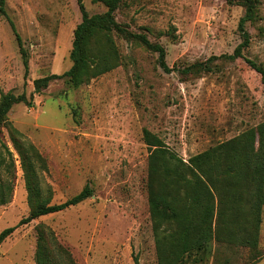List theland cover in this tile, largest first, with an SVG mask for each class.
<instances>
[{
  "label": "rangeland",
  "instance_id": "374dc122",
  "mask_svg": "<svg viewBox=\"0 0 264 264\" xmlns=\"http://www.w3.org/2000/svg\"><path fill=\"white\" fill-rule=\"evenodd\" d=\"M243 42L245 9L227 0H123L116 20L166 50L170 68L215 60L213 72L166 73L157 53L115 36L122 65L74 89L66 79L35 94L34 81L72 67L74 33L82 22L77 0H6L0 13V99L34 95V106L15 105L8 121L47 160L44 185L52 203H63L86 185L93 196L64 212L19 227L0 243V264H36L37 228L50 227L77 264H158L147 190L149 147L144 131L157 135L185 161L264 122V82L248 60L264 67V0ZM90 15L101 0H83ZM28 52L29 69L15 32ZM0 140L15 163L14 192L0 207V234L30 214L28 191L10 131ZM214 256L199 264H264V209L257 249L214 242ZM192 264V263H190Z\"/></svg>",
  "mask_w": 264,
  "mask_h": 264
},
{
  "label": "trees",
  "instance_id": "16d2710c",
  "mask_svg": "<svg viewBox=\"0 0 264 264\" xmlns=\"http://www.w3.org/2000/svg\"><path fill=\"white\" fill-rule=\"evenodd\" d=\"M107 7L102 14L90 15L83 0H77L82 22L74 33L70 59L72 67L62 75H50L34 81L35 94L58 80L79 89L122 65L121 54L114 38L134 41L157 53L158 63L166 72L178 71L183 76L213 72L217 57L186 68L169 67L166 50L152 43L144 34L127 30L116 20L115 13L123 0H101ZM231 5L245 9L239 23L243 42L230 60L242 57L250 45L247 31L249 23L256 21L258 0H227ZM0 13H6V0H0ZM26 73L29 69L28 52L12 24ZM259 72L264 82V67L248 60ZM34 106V95L2 94L0 99V126H6L11 141L18 152L28 191L30 214L15 226L0 234V243L19 227L42 217L64 212L93 196L89 185L76 196L63 203H52L53 191L44 185L42 173L47 170V160L37 147L25 141L23 135L8 121L15 105ZM144 141L149 147L147 190L156 242L158 264H199L214 256V242L238 243L257 249L264 209V122L239 136L217 144L203 153L185 161L172 151L155 134L144 131ZM15 163L13 154L0 140V207L10 203L14 192ZM36 264H77L71 251L58 240L55 232L40 224L37 228Z\"/></svg>",
  "mask_w": 264,
  "mask_h": 264
}]
</instances>
